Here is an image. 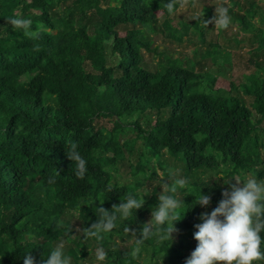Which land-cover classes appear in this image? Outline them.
<instances>
[{"label": "trees", "instance_id": "obj_1", "mask_svg": "<svg viewBox=\"0 0 264 264\" xmlns=\"http://www.w3.org/2000/svg\"><path fill=\"white\" fill-rule=\"evenodd\" d=\"M260 1L214 0L202 10L209 20L216 6L229 7L236 42L247 41L255 72L236 84L197 69L200 61L169 57L155 66L146 59L153 51L148 32L180 40L170 16L181 0H174L173 12L168 0H0V264H23L26 253L41 264L61 242L72 264L96 261L98 247L108 252L99 264H184L193 225L217 206L224 183H234V176L264 179ZM16 16L31 19L40 38L14 31L7 19ZM214 29L217 35L225 30ZM211 51L217 54L216 45ZM70 142L88 161L82 180L66 155ZM135 152L137 161L129 163L126 154ZM165 155L181 162L190 181L179 192L187 206L178 210L186 212L175 222L170 246L146 240L141 256H151L139 262L131 257L134 242L122 245L125 227L138 229L151 219L158 185L117 229L102 240H84L82 230L97 221L99 207L111 211L128 193L139 197L144 180L158 178L157 169L169 177ZM122 162L140 181L118 175ZM207 172L221 176L200 184L199 174ZM200 188L210 205L188 210Z\"/></svg>", "mask_w": 264, "mask_h": 264}, {"label": "clouds", "instance_id": "obj_2", "mask_svg": "<svg viewBox=\"0 0 264 264\" xmlns=\"http://www.w3.org/2000/svg\"><path fill=\"white\" fill-rule=\"evenodd\" d=\"M166 7L169 12H173L174 0H168ZM7 22L14 31H22L26 37L40 38V32L32 28L31 19L16 16L9 17ZM231 22L229 7L220 4L215 7L212 19L202 23L205 27L213 23L217 30H221L228 28ZM66 155L72 163H75V177L84 179L88 173V161L79 151L76 142H70ZM156 173L161 179L167 178L164 171L160 169H157ZM169 176L173 177L171 183L164 184L163 194L159 196V204L151 210V219L138 229H130L128 226L123 229L125 233L130 234L129 239L134 242L131 250L133 259L140 258L144 243L149 239L168 242L167 249L173 240V233L178 231L175 222L185 215L186 211L182 216L178 212L187 205L183 199L178 198L177 194L181 189H186L190 181L187 177L174 178L171 170H169ZM217 178L219 177L212 179ZM231 180L235 182L230 183L229 180L224 183L228 185V188L222 192V199L217 206L210 213H200L198 217L200 223L193 225L196 229L193 238L197 241V245L184 264H259L264 262V236L261 235L264 233V179L258 181L255 177L242 179L234 176ZM112 190L113 186L108 185L107 191ZM143 196L144 194L137 197L128 193L121 203L113 206L111 211L99 207L97 209L99 218L91 227L82 230L83 239L102 240L104 233L117 229L118 222L127 219L134 211L143 207L145 203ZM194 200L195 203L191 204L188 210L197 204L206 208L211 203L210 195L203 194L201 188ZM64 249V243H58L48 252L47 258L42 259L41 264H72V258L65 254ZM107 257L108 252L103 247L96 249V261L103 262ZM23 264H37V261L26 253Z\"/></svg>", "mask_w": 264, "mask_h": 264}, {"label": "rangeland", "instance_id": "obj_3", "mask_svg": "<svg viewBox=\"0 0 264 264\" xmlns=\"http://www.w3.org/2000/svg\"><path fill=\"white\" fill-rule=\"evenodd\" d=\"M263 1V0H262ZM262 1L260 3L262 4ZM214 0H181L180 5L176 11L170 16L171 25L175 29L176 35H181L180 40L174 41L169 40L167 37L159 31L154 33H147V40L151 43L153 48L152 52L145 53V57L152 65L165 64L170 58L183 61V63L194 64L197 61L201 62L202 67L196 64L197 69L204 70L220 78L226 80H232L236 84L244 81V76H248L255 72V68L247 54L249 46L247 41H242L240 43L236 42L235 32L237 31V22L232 21L228 28H226L220 34H216L214 29V24L209 23L207 27L203 25V21H207L208 17L203 14V8L205 6L214 7ZM62 7L63 5L60 4ZM215 9H213L212 17L214 15ZM163 17L159 18L157 23L158 29L162 27ZM209 19L208 21H210ZM194 21H198L197 27L193 25ZM184 24L188 25L187 29ZM211 45H216L217 54L211 51ZM165 55V57H164ZM214 57L216 58L214 60ZM249 101V100H248ZM136 118V117H135ZM134 118L128 119L129 121ZM128 138L133 137L131 133H128ZM139 142L137 143L136 149L139 147ZM140 150L138 149V152ZM138 152H135L132 156L126 154V159L129 163L135 164L138 157ZM107 156H111L108 154ZM166 162L167 170H171L174 173V178L183 177V166L178 160L172 159L168 155L164 156ZM126 162V160H125ZM125 162L118 164V175L126 179L127 182L135 184L140 181V177L133 176L129 173V168ZM221 175H219L220 177ZM166 177V176H165ZM169 178V179H168ZM173 177L169 176L167 178L161 179L159 176L155 181L144 180L145 184L138 189L139 194H144L147 198L151 196V191L155 185L159 186V193L163 194L164 184L171 183ZM212 173L207 172L205 174H199V183L205 184L211 181ZM143 180V179H141ZM158 196V197H159ZM180 198V194H177ZM130 234L123 235L124 242L122 245L128 246L133 244V241L129 239ZM189 241L191 242L192 249L190 253L195 249L197 241L194 240L192 236H189ZM150 253H143V255L138 259L142 261L145 258H150ZM86 264H99L97 261H87Z\"/></svg>", "mask_w": 264, "mask_h": 264}]
</instances>
